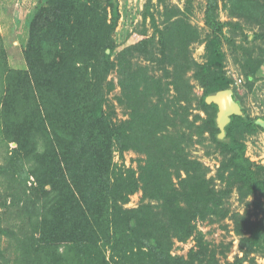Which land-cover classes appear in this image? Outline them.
I'll return each instance as SVG.
<instances>
[{
    "label": "trees",
    "instance_id": "16d2710c",
    "mask_svg": "<svg viewBox=\"0 0 264 264\" xmlns=\"http://www.w3.org/2000/svg\"><path fill=\"white\" fill-rule=\"evenodd\" d=\"M237 1L239 11L248 2L264 16V2ZM152 6L149 0L142 39L127 49L114 38L120 19L115 0H48L31 19L27 69L8 71L0 101L4 139L17 144L0 175L13 172L25 186L34 179V234L22 242V264H219L197 223L228 218L225 201L234 188L242 200L258 198L264 214V166L250 161L245 142L264 133V117L248 114L226 72L225 41L234 43L224 30L243 31L240 23L220 21V0H207L211 33L200 64L190 45L202 36L188 8L158 0L163 10L157 15ZM254 39L264 40V32ZM236 50L244 59L235 62L252 89L264 58L244 46ZM135 52L149 67L130 59ZM114 70L121 90L116 101L128 111L119 122L109 111ZM192 80L203 90L200 97ZM228 89L244 116H232L220 138L218 107L206 99ZM195 107L206 118L193 115ZM206 134L223 157L217 179L225 190H217L209 168L191 155L190 146L202 145ZM129 151L143 157L137 170L114 161L115 153L123 158ZM140 191L142 204L127 208ZM230 218L243 256L225 264H258L264 218ZM194 237L188 257L173 255L175 241Z\"/></svg>",
    "mask_w": 264,
    "mask_h": 264
},
{
    "label": "rangeland",
    "instance_id": "374dc122",
    "mask_svg": "<svg viewBox=\"0 0 264 264\" xmlns=\"http://www.w3.org/2000/svg\"><path fill=\"white\" fill-rule=\"evenodd\" d=\"M48 0H0V101L3 88V80L10 70H26L27 64L24 57L26 50L30 22L38 9L44 6ZM168 5L179 7L182 10L188 8V18L190 23L199 30L201 34L200 43L190 45V52L193 58L200 64L205 63L207 58L206 47L203 41L211 33L205 23L207 0H163ZM264 2V0H260ZM149 0H115L120 19L114 35L115 41L125 49L133 46L142 39L140 33L143 30V15ZM241 11L237 9V0H220L218 19L222 22L240 23L241 29L226 28L224 34L232 39L233 45L225 41V52L227 54L226 72L234 81L233 87L238 92L243 108L254 118L264 117V65L258 75L259 79L252 89H250L244 76L242 75L239 61L243 60L241 51L236 49L244 46L255 51V54L264 58V40L254 41V36L264 32L261 26L264 16L257 8H252L248 2L244 4ZM153 12L159 15L163 8L158 6V0H153ZM149 28V37L152 36L150 21L146 23ZM245 37L250 38L247 43ZM130 58L134 63L149 67V62L139 57L135 52ZM117 70L109 76V81L115 83L114 91L109 94L110 110L115 112V121H123L128 118V111L116 101L120 96L121 90ZM150 72V68H149ZM152 72V70H151ZM160 74V72H159ZM243 78L242 84H236L233 76ZM197 96L203 94L195 80H192ZM171 95H174L172 91ZM193 115H200L206 118V114L197 110L195 107ZM2 120L0 108V165L8 166L11 161V153L17 148L16 143L8 144L2 133ZM207 139L202 145L192 144L190 152L192 157L201 161L209 168L208 178L215 179L214 184L217 190H225L226 183L218 180V171L221 167L223 157L216 149L215 144L206 134ZM196 141V140H195ZM247 145L246 155L251 162L256 165L264 166V133L258 132L249 135L245 139ZM143 157L134 151H129L120 157L115 153V163L118 166L126 165L138 169L139 160ZM19 178L10 174L0 175V230H6L8 235H0V264H22V242L25 238L34 234V179L30 178L27 186L19 182ZM142 191L131 197L127 208H137L142 204ZM225 207L229 209L230 216L234 213L249 215L253 221H260L264 218L263 206L258 198L249 196L242 200L237 189H233L230 196L225 201ZM230 216L224 220H211L198 222L197 227L204 237L208 247L216 252V259L219 264L233 262L236 257H242L243 252L240 248V239L234 231V224ZM196 246L195 237L187 242L175 241L173 248L174 256L188 257L190 251ZM254 257L258 264H264V253L259 252ZM250 264V263H245Z\"/></svg>",
    "mask_w": 264,
    "mask_h": 264
},
{
    "label": "water",
    "instance_id": "95a60500",
    "mask_svg": "<svg viewBox=\"0 0 264 264\" xmlns=\"http://www.w3.org/2000/svg\"><path fill=\"white\" fill-rule=\"evenodd\" d=\"M208 104H215L218 107L217 125L221 130L220 138L225 136V129L231 122L232 116H244L240 103L235 99L233 89L220 91L206 99Z\"/></svg>",
    "mask_w": 264,
    "mask_h": 264
},
{
    "label": "built area",
    "instance_id": "2783aa9c",
    "mask_svg": "<svg viewBox=\"0 0 264 264\" xmlns=\"http://www.w3.org/2000/svg\"><path fill=\"white\" fill-rule=\"evenodd\" d=\"M233 77H234L235 81L237 80V83H236L237 85H238V84H242L243 81H244L243 78H239V77H237V76H235V75H234Z\"/></svg>",
    "mask_w": 264,
    "mask_h": 264
}]
</instances>
